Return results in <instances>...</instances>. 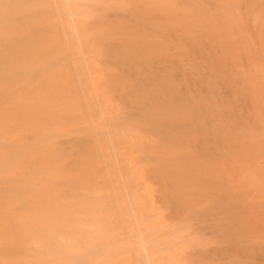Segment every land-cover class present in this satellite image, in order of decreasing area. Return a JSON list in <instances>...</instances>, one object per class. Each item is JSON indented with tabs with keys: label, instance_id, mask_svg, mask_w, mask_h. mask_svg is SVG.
<instances>
[{
	"label": "bare ground",
	"instance_id": "6f19581e",
	"mask_svg": "<svg viewBox=\"0 0 264 264\" xmlns=\"http://www.w3.org/2000/svg\"><path fill=\"white\" fill-rule=\"evenodd\" d=\"M0 264H264V0H0Z\"/></svg>",
	"mask_w": 264,
	"mask_h": 264
},
{
	"label": "rangeland",
	"instance_id": "374dc122",
	"mask_svg": "<svg viewBox=\"0 0 264 264\" xmlns=\"http://www.w3.org/2000/svg\"><path fill=\"white\" fill-rule=\"evenodd\" d=\"M203 217L205 218V217H208V215L207 214H203Z\"/></svg>",
	"mask_w": 264,
	"mask_h": 264
}]
</instances>
